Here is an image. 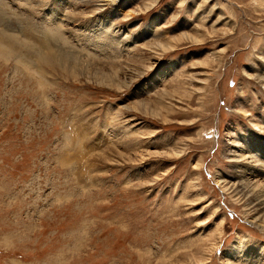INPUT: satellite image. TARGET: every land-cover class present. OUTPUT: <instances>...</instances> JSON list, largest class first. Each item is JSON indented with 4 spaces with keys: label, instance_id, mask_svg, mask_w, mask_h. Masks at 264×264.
Masks as SVG:
<instances>
[{
    "label": "rangeland",
    "instance_id": "1",
    "mask_svg": "<svg viewBox=\"0 0 264 264\" xmlns=\"http://www.w3.org/2000/svg\"><path fill=\"white\" fill-rule=\"evenodd\" d=\"M259 195L264 0H0V264H264Z\"/></svg>",
    "mask_w": 264,
    "mask_h": 264
},
{
    "label": "bare ground",
    "instance_id": "2",
    "mask_svg": "<svg viewBox=\"0 0 264 264\" xmlns=\"http://www.w3.org/2000/svg\"><path fill=\"white\" fill-rule=\"evenodd\" d=\"M46 27V28H45ZM44 27V31H43V34H44V39H46V42H45V47H47V48H50V46H52V47H54L55 45V43H51V42H49L50 40H54L55 42H59V40H62V38H63V31L59 28V26H58V28H57V24H56V26L54 27V26H51V27H49V28H47L48 26H45ZM91 36V35H90ZM11 38V37H10ZM105 38V37H104ZM92 39V38H91ZM84 40V39H83ZM82 40V41H83ZM102 40V39H101ZM105 40V43H103L104 45H102V43H101V45H102V47L101 48H99V46H97V45H95V46H97V47H94L93 46V51H92V53L93 52H96V50H97V52L99 51H103L102 53H99V54H103V53H105V52H111V53H114L115 52V54H117V52H120L119 51V49L117 50V51H115L114 50V48L115 49H117L114 45V43H116L118 46H119V42H117L116 40H113V39H109L108 38V40H107V38L106 39H104ZM93 41V40H92ZM115 41V42H114ZM61 42V41H60ZM64 42H66V40H64ZM88 42L89 41H87V40H84V43H85V45L83 44V47L84 46H88L87 44H88ZM67 43H68V41H67ZM94 43V42H93ZM61 44V43H60ZM97 44V43H96ZM98 44L100 45V42H98ZM114 44V45H113ZM89 45H90V43H89ZM94 45V44H93ZM117 46V47H118ZM160 47H161V49L163 50V51H165V50H167L170 46H167V45H159ZM85 47V49L84 50H90L91 49V46H90V48L88 49V48H86ZM171 48V47H170ZM59 49H57V52H59L60 53V50L58 51ZM91 51V50H90ZM62 53V52H61ZM62 54H64V53H62ZM93 54H95V53H93ZM106 54V53H105ZM118 54H120V53H118ZM107 55V54H106ZM60 56H62V55H60ZM64 56V55H63ZM65 57V56H64ZM243 149V148H242ZM242 149H240V150H242ZM244 156H245V154H243ZM243 155L242 154H238V157H234V158H243ZM247 158V157H246ZM246 158H244V159H246ZM249 169V168H248ZM253 169V168H252ZM238 171V170H237ZM242 171V170H241ZM247 171V170H246ZM245 171V172H246ZM253 174L251 175V174H249V173H247L248 175L247 176H250V177H248V178H246L245 179V177H247V176H245L244 177V175H243V172H240L239 174H234V175H230V176H227V177H224L223 175H218L217 176V178H216V182H217V184H219V185H222V187L223 188H225V187H227V186H229L230 187V189L232 188V187H234L235 186V181L236 180H238V179H241L240 180V182L244 185V186H246L247 188L248 187H250V186H252L251 185V181L252 180H254V179H256L255 177H257V175H255V174H258V171H255V172H252ZM252 177V178H251ZM254 182H256V181H254ZM258 182V181H257ZM254 184V183H253ZM243 187V186H242ZM235 191V190H234ZM238 194V193H237ZM245 194V193H244ZM248 194V193H247ZM246 194V195H247ZM252 195V194H251ZM262 196H260L259 195V197L257 198L258 199V206H257V208H259V209H264V198H261ZM255 204V203H254ZM256 204H257V202H256ZM254 206V205H253ZM258 213V212H257ZM255 215V214H254ZM264 217V216H263ZM261 218L259 217L258 218V221L260 220ZM264 220V219H263ZM257 223V222H256ZM236 250H238V252L240 251V248L238 247V249H236V247L234 246V245H232L231 246V249L227 252V255L229 256H231V255H234V254H236L237 253V251Z\"/></svg>",
    "mask_w": 264,
    "mask_h": 264
}]
</instances>
